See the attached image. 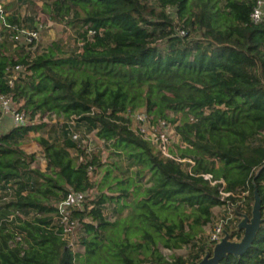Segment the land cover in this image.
I'll return each mask as SVG.
<instances>
[{"label": "trees", "instance_id": "trees-1", "mask_svg": "<svg viewBox=\"0 0 264 264\" xmlns=\"http://www.w3.org/2000/svg\"><path fill=\"white\" fill-rule=\"evenodd\" d=\"M2 1L3 12L27 3ZM256 1L54 0L45 10L74 39L37 53L13 48L0 21V97L28 120L0 135V264H195L211 249L200 232L214 208L249 216L254 186L260 227L243 254L219 264H264V19L249 24ZM5 19L19 20L17 12ZM16 65L23 72L11 79ZM145 122L172 128L170 157L140 132ZM33 133L42 171L22 148ZM74 134H93L115 160L103 162ZM69 191L84 194L81 208H68L78 223L72 246L57 208ZM238 216L225 226L231 238L241 234ZM181 248L183 261L160 251Z\"/></svg>", "mask_w": 264, "mask_h": 264}, {"label": "rangeland", "instance_id": "rangeland-1", "mask_svg": "<svg viewBox=\"0 0 264 264\" xmlns=\"http://www.w3.org/2000/svg\"><path fill=\"white\" fill-rule=\"evenodd\" d=\"M26 1L27 3H23L21 5L16 6L17 4L13 0H6V3H10V4L13 2L14 3H13V6L10 7V9L5 10V12H3V9H2V15L4 16V19H5L10 14L17 12L18 19H19L18 23H11L10 25H16L21 29H28V30L35 29L34 28L35 26L37 28L38 37L32 43H28L26 39L25 40L23 39L21 42L17 43L16 45L12 44L13 48L15 47L19 48V46H21L22 48H26V50H29V52L37 53L44 47L48 46L53 41L61 42L64 45H69V46L72 45V42L74 39L73 31L70 28H68L64 23L62 22L57 23L51 20L49 13L45 10V5L46 4L50 5L54 0H26ZM6 23L8 22L6 21ZM2 28L3 27L0 26V33H1ZM13 33H14L13 30L10 32V30L7 29V35H8V37L6 38L7 41H11V36L13 35ZM2 38L3 37L0 36V41L2 40ZM77 44L80 45V42L77 41ZM138 114L140 115L141 112L135 113V116H137ZM44 121H48L49 123H54V120H50V119H44ZM143 125L145 127L146 133H149L152 130L155 131V129L157 128V127L155 128L152 127L150 124L146 122ZM158 127H162V125ZM163 128H165L164 130L165 132H169V129H167L169 128L168 126H163ZM169 134L172 137V142L175 143L176 139L172 136V133H169ZM35 136H37L35 133L29 134V136L23 142L22 148L27 153H35L37 157V162L33 165V167L37 166L42 171L44 164L39 155L40 148L35 144L33 140ZM100 144L101 143L95 138L93 134H89L87 136L88 146L86 150L88 152H91L92 155H98V153L100 152L101 160L103 162H107V161L111 162L115 160L114 157H112L113 159L111 158L107 159L108 153L102 151ZM91 175H92V178L97 179V180L99 179V176L94 175V173H92ZM232 212H235V210L234 208H231V207L225 213L223 212V208L216 207L213 211L212 223L209 226L201 230L200 232L201 236L207 238L208 234L211 231L212 225H214L220 218H223L224 216H228V213H230L231 216L234 217L235 219V217L238 215L236 213H235L236 215L234 213L232 214ZM235 227L233 228V231L241 233L240 231H237ZM227 231H232V229H229ZM236 238L237 237H234L232 238V240H238L240 237L238 239ZM160 251L163 257L168 261L170 260V258H172L171 255L175 257H180L181 261L185 259L186 248H181V249L174 250V251H167L165 249H160Z\"/></svg>", "mask_w": 264, "mask_h": 264}, {"label": "built area", "instance_id": "built-area-1", "mask_svg": "<svg viewBox=\"0 0 264 264\" xmlns=\"http://www.w3.org/2000/svg\"><path fill=\"white\" fill-rule=\"evenodd\" d=\"M2 4L3 1L0 3V21L1 24L10 30V32L13 30L14 33L11 36V40L16 45L17 43L21 42L23 39L28 41V43L34 42L38 37L37 28L34 26L35 29H21L16 25H10L6 23L4 16L2 15ZM264 19V0H257L255 6L253 7L250 15H249V24L256 25L259 24ZM177 34L179 36H183L184 32L182 30L177 29ZM23 72V68L20 65H16L12 69V77L11 79H15L17 75ZM10 79V80H11ZM11 84V81H9ZM2 113H8L10 114L13 126L20 127L24 126L27 123V116L23 111H19L16 108L12 106V104L9 102L7 97L1 96L0 97V115ZM141 121L144 122V118H139ZM169 129V132H165V128L157 127L155 129V132L151 131L149 133H146L144 125L140 127V132L144 134L145 138H148L152 142H156L160 144L161 151L165 156H168V150L171 147L172 144V137L169 133H172V136L176 139L177 142V136L174 134V131L172 128ZM74 140L81 143L82 147H86L87 149V137L84 139H80L78 134H74L72 137ZM175 142V143H176ZM84 194L74 193L72 191H69L65 198L58 204L57 208L59 213L61 214V226L63 230L64 238L66 239L67 243L72 246L74 241V235L75 230L78 227V223L75 220L74 222H70V211L69 207H76L81 208L82 207V198ZM228 195V194H225ZM234 217L231 216L230 213H228V216H224L223 218H220L214 225H212L211 231L208 234L207 240L210 246H212L218 238L221 236V230L225 228L227 224L230 222H233ZM18 239V238H17ZM14 243H11V246H13Z\"/></svg>", "mask_w": 264, "mask_h": 264}, {"label": "water", "instance_id": "water-1", "mask_svg": "<svg viewBox=\"0 0 264 264\" xmlns=\"http://www.w3.org/2000/svg\"><path fill=\"white\" fill-rule=\"evenodd\" d=\"M261 221V200L257 189L254 186L250 215L247 216L245 214H241L235 227L237 231L241 232L240 238L238 240H232V231H227L223 228L221 230V236L211 246L210 251H205L200 260L195 264H219V262L228 255L239 257L247 248L251 246L252 241L260 227Z\"/></svg>", "mask_w": 264, "mask_h": 264}, {"label": "crops", "instance_id": "crops-1", "mask_svg": "<svg viewBox=\"0 0 264 264\" xmlns=\"http://www.w3.org/2000/svg\"><path fill=\"white\" fill-rule=\"evenodd\" d=\"M12 128H13V121H12V118H11L10 114L2 113L0 115V135H2L4 133H7ZM43 164H44V167H45L44 161H43ZM44 167H43V169H44Z\"/></svg>", "mask_w": 264, "mask_h": 264}]
</instances>
